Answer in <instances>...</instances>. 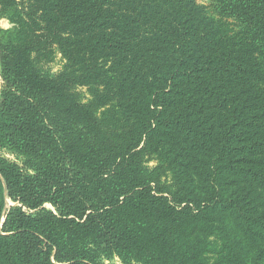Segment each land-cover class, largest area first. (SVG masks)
<instances>
[{"label":"trees","instance_id":"obj_1","mask_svg":"<svg viewBox=\"0 0 264 264\" xmlns=\"http://www.w3.org/2000/svg\"><path fill=\"white\" fill-rule=\"evenodd\" d=\"M206 1L0 0V264H264V0Z\"/></svg>","mask_w":264,"mask_h":264},{"label":"rangeland","instance_id":"obj_2","mask_svg":"<svg viewBox=\"0 0 264 264\" xmlns=\"http://www.w3.org/2000/svg\"><path fill=\"white\" fill-rule=\"evenodd\" d=\"M197 2L199 4L206 5L207 7H211V3L206 1V0H197ZM210 10H212V9L210 8ZM3 21L4 20H0V29H4V27L6 26V24L3 23ZM9 28H10V26H9ZM64 63L65 62H64L62 56L60 54H57V57H56L55 61L52 64L46 66V71H49L52 74H57L63 68ZM0 79H1V77H0ZM1 86H2V82H1ZM84 91L85 90H83V92ZM0 154L4 158H6V159H8L10 161H16V162L18 161L16 157H14L12 154H10V153H8L6 151H2V152H0ZM18 162H20V161H18ZM155 166H156V162L155 161H151L149 163V167L151 169L154 168ZM9 204L13 205V203L10 202V201H9ZM48 208H50V206H48ZM219 250H220V243L216 239H212L211 242H210L209 251L207 253L208 261H210V262L215 261L217 259V257H218ZM104 263L105 264H122L118 258H113L111 260H104Z\"/></svg>","mask_w":264,"mask_h":264},{"label":"crops","instance_id":"obj_3","mask_svg":"<svg viewBox=\"0 0 264 264\" xmlns=\"http://www.w3.org/2000/svg\"><path fill=\"white\" fill-rule=\"evenodd\" d=\"M3 23H5L6 24V26L4 27V29H8L9 28V26H10V24L7 22V21H3ZM2 81H1V79H0V83H1Z\"/></svg>","mask_w":264,"mask_h":264},{"label":"water","instance_id":"obj_4","mask_svg":"<svg viewBox=\"0 0 264 264\" xmlns=\"http://www.w3.org/2000/svg\"><path fill=\"white\" fill-rule=\"evenodd\" d=\"M1 88H2V86H1V83H0V91H1Z\"/></svg>","mask_w":264,"mask_h":264}]
</instances>
